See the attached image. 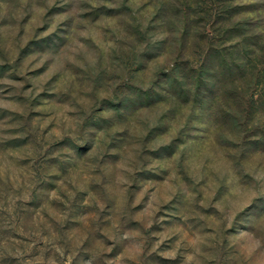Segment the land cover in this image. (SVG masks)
Instances as JSON below:
<instances>
[{"label": "rangeland", "instance_id": "rangeland-1", "mask_svg": "<svg viewBox=\"0 0 264 264\" xmlns=\"http://www.w3.org/2000/svg\"><path fill=\"white\" fill-rule=\"evenodd\" d=\"M0 264H264V0H0Z\"/></svg>", "mask_w": 264, "mask_h": 264}]
</instances>
